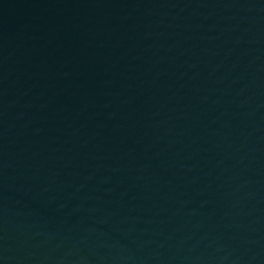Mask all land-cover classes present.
<instances>
[{"label": "water", "instance_id": "water-1", "mask_svg": "<svg viewBox=\"0 0 264 264\" xmlns=\"http://www.w3.org/2000/svg\"><path fill=\"white\" fill-rule=\"evenodd\" d=\"M0 264H264V0H0Z\"/></svg>", "mask_w": 264, "mask_h": 264}]
</instances>
